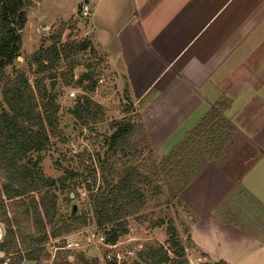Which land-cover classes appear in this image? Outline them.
I'll use <instances>...</instances> for the list:
<instances>
[{
	"label": "crops",
	"instance_id": "1",
	"mask_svg": "<svg viewBox=\"0 0 264 264\" xmlns=\"http://www.w3.org/2000/svg\"><path fill=\"white\" fill-rule=\"evenodd\" d=\"M83 1V35L126 90L157 159L225 105L235 132L181 194L187 233L219 249L191 239L212 261L264 264V0Z\"/></svg>",
	"mask_w": 264,
	"mask_h": 264
},
{
	"label": "trees",
	"instance_id": "2",
	"mask_svg": "<svg viewBox=\"0 0 264 264\" xmlns=\"http://www.w3.org/2000/svg\"><path fill=\"white\" fill-rule=\"evenodd\" d=\"M28 4L29 0H0V223L5 225L0 241L4 257L0 258V264L5 257H11L13 264L37 262L46 242L80 225L110 226L103 233L104 238L106 243L115 244L127 233L128 218L136 217L148 205L169 208L180 203L184 188L209 161L223 155L226 143L235 132L234 125L222 116L225 105L218 104L165 157L157 159L139 118L116 121L104 139L105 150L98 156L96 167L86 174L64 172L62 180H71L76 186L84 184L88 202L79 215L71 211V216L63 217L58 212L54 181L44 176L40 166L39 153L48 147L50 134L57 131L59 111L57 94L50 92L44 81L59 75L64 85L80 88L84 94L74 99L69 113L81 125H88L95 121L99 109L88 93L95 89L101 57L87 38L75 44L61 43L58 32L51 37L50 45L39 47L31 56L36 72L42 74L35 79L34 87L19 71L5 78V68L12 66L20 56L21 31L27 22ZM72 48L88 55L86 71L75 81L73 62L67 71H56L60 59L64 55L67 58ZM91 59L96 63L90 62ZM146 99L147 96L140 102ZM166 234V247L157 242L149 245L139 254L141 261L145 264H187L178 231L171 220L166 222ZM19 244L23 250H18ZM79 259H83L81 254ZM90 262L97 264L95 259ZM53 264L65 263L56 257ZM213 264L226 263L216 261Z\"/></svg>",
	"mask_w": 264,
	"mask_h": 264
},
{
	"label": "rangeland",
	"instance_id": "3",
	"mask_svg": "<svg viewBox=\"0 0 264 264\" xmlns=\"http://www.w3.org/2000/svg\"><path fill=\"white\" fill-rule=\"evenodd\" d=\"M83 2V0H29L26 7L27 22L21 31L20 56L12 66L5 68V78L19 71L25 74L31 86L34 87L35 79L42 74L36 72L37 67L31 60V56L39 47L50 45L51 37L58 32H60L61 43L67 41L75 44L85 38L83 29L86 28L85 23L88 18L78 13L79 6ZM67 55V58L64 55L60 59L56 71L58 73L67 71L70 63L73 62V81H75L81 73L86 71L85 63L88 55L76 52L73 48ZM100 59L101 63L97 66V76H95V89L88 93L90 98L99 105V109H97L95 121L92 122V120L88 125H81L69 113L74 105V99L84 92L80 88L64 85L59 75L53 79L56 80L53 91L57 94L56 100L59 104L58 126L56 133L50 134L48 147L39 155L44 176L54 181L53 189L58 196L57 208L63 217L71 216L73 206H75V214L79 215L86 209L88 202V192L84 184L76 186L71 180H62V176H65L64 172L67 170L86 174L89 169L96 167L98 156H102L105 150L104 139L111 133V124L123 118H129L131 121L138 119L126 95V90H116L114 82L117 76L108 70L104 59L102 57ZM90 62L96 63L92 59ZM44 84L49 89V80H45ZM135 138L138 140L139 136L136 135ZM33 158H36V154ZM191 215L190 208L182 199L180 203L169 208L163 205L152 207L150 204L136 217L128 218L127 233L119 237L113 245L106 243L103 234L110 229V226L98 228L94 224L80 225L61 237L46 242L40 259L37 262L31 261L29 264H53L56 257L65 264H85L84 259L89 261V264L92 259L97 260V264H108L109 261L115 264L136 262L145 264L140 260L139 254L155 242L166 245L168 220L172 221L178 231V237L184 249L183 257L187 259V264H213L216 261H212L196 249L191 241L193 239L198 248L205 249V245H208L205 237L196 239L194 232L191 238L187 237L188 227L191 224L188 217ZM159 221H162V224H159ZM4 233L5 225L0 223V241ZM22 248L23 246L19 244L18 250H23ZM209 250L217 254L219 249H205L208 252ZM168 253L174 257L171 252ZM80 254L83 257L82 260L79 259ZM1 257H4L3 252H0ZM2 264H13L12 258L5 257Z\"/></svg>",
	"mask_w": 264,
	"mask_h": 264
},
{
	"label": "built area",
	"instance_id": "4",
	"mask_svg": "<svg viewBox=\"0 0 264 264\" xmlns=\"http://www.w3.org/2000/svg\"><path fill=\"white\" fill-rule=\"evenodd\" d=\"M89 9H90V6H89L88 3L81 5V7H80L81 16L82 17H87L89 15ZM71 95H73V93H71Z\"/></svg>",
	"mask_w": 264,
	"mask_h": 264
},
{
	"label": "water",
	"instance_id": "5",
	"mask_svg": "<svg viewBox=\"0 0 264 264\" xmlns=\"http://www.w3.org/2000/svg\"><path fill=\"white\" fill-rule=\"evenodd\" d=\"M56 84V80H50L49 81V91L52 92L54 90ZM72 196V194H71ZM72 211H75V206L72 207ZM21 264H29L28 262H22Z\"/></svg>",
	"mask_w": 264,
	"mask_h": 264
}]
</instances>
